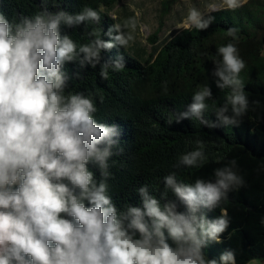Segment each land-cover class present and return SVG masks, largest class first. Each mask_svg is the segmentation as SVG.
Listing matches in <instances>:
<instances>
[{
	"label": "clouds",
	"instance_id": "clouds-1",
	"mask_svg": "<svg viewBox=\"0 0 264 264\" xmlns=\"http://www.w3.org/2000/svg\"><path fill=\"white\" fill-rule=\"evenodd\" d=\"M246 3L222 0L204 11L191 7L176 28L207 29L214 17L206 18L205 11H235ZM102 12L103 6H85L76 14L45 8L12 21L0 12V264H236L234 250H224L218 260L206 258L203 251L210 242L220 243L230 227L221 202L246 184L236 159L216 168L214 180L184 183L173 171L163 177L159 199L145 184L137 189L140 206L120 211L113 204L109 161L122 151H113L119 147L118 126L97 122L91 96L65 91L69 77L63 68L67 62L95 68L102 50L131 47L141 13L110 26L107 41L92 31L87 35L95 39L78 44L60 31L61 24H98ZM107 14L120 19L116 12ZM239 31L232 27L226 35L238 41ZM216 56L212 76L217 88L228 90L223 105L214 110L219 122L204 118L212 100L211 88L204 84L193 93L187 110L167 123L198 120L210 129L239 125L249 108L240 75L246 62L233 42L219 46ZM124 68L119 56L104 63L99 75L107 80L109 69ZM193 143L195 149L181 154L175 168L207 163L205 142ZM90 163L99 168L98 183ZM169 193L174 200L168 199ZM179 205L185 210L179 211ZM216 208L220 216L208 219L205 210ZM248 264L259 261L253 258Z\"/></svg>",
	"mask_w": 264,
	"mask_h": 264
},
{
	"label": "trees",
	"instance_id": "trees-1",
	"mask_svg": "<svg viewBox=\"0 0 264 264\" xmlns=\"http://www.w3.org/2000/svg\"><path fill=\"white\" fill-rule=\"evenodd\" d=\"M123 1L130 0H47V3L0 0V12L12 21L21 16L30 17L45 8L52 13L63 10L76 14L85 6L97 10L103 6L98 24L73 28L61 24V35L68 34L80 44L95 39L87 35L92 31L99 32L102 40H109L106 33L115 21L107 13ZM157 1L169 13L176 0ZM208 15L214 20L207 29L180 30L157 52L141 56L145 60L117 46L102 50L95 68L67 62L63 68L69 77L65 91L91 96L98 109L97 122L118 126L119 136L115 138L119 140V147L113 151H122L109 161L112 175L108 194L120 211L129 205H141L137 189L145 184L150 194L159 199L164 189L163 177L173 171L177 173V180L184 183H194L197 178L214 180L216 168L236 159L238 173L246 184L230 192L228 199L221 202L220 208L227 210L230 227L221 235L220 243L210 242L203 251L208 259L218 260L224 250L231 249L236 253V264H248L253 258L264 262V0H248L238 10L210 12L205 17ZM232 27L240 29L238 41L226 35ZM159 30L151 37V45L156 43ZM229 42L236 44L246 62L240 75L249 108L239 125L210 129L198 120L167 123L169 118L175 119L176 114L187 110L193 93L204 84L212 91L204 118L219 122L214 110L223 105L228 90L216 87L213 61L218 59L217 48ZM119 56H123L125 68L119 72L109 69L108 79L101 78V66ZM196 139L205 142L207 163L199 168H175L181 154L195 149ZM88 167L98 183L101 179L98 166L90 163ZM168 199L175 197L169 193ZM220 208L205 210L207 218L219 217ZM178 210L184 211V206L179 205ZM136 236L139 238V233ZM167 242L173 243L170 238Z\"/></svg>",
	"mask_w": 264,
	"mask_h": 264
},
{
	"label": "rangeland",
	"instance_id": "rangeland-1",
	"mask_svg": "<svg viewBox=\"0 0 264 264\" xmlns=\"http://www.w3.org/2000/svg\"><path fill=\"white\" fill-rule=\"evenodd\" d=\"M215 3L220 5L222 0H176L171 4V11L165 13V5L160 1L154 0H130L123 1L117 5L112 12H116L120 20L135 15V11H140L139 24L135 33V43L128 48L130 52L140 55L139 59L145 60L144 57L150 53L157 52L162 44L177 32L183 29L176 28L187 16L191 7H196L204 11L206 6ZM131 4L133 8H129ZM209 12L205 11L204 15ZM159 30L156 43L151 45V37ZM261 263V262H260Z\"/></svg>",
	"mask_w": 264,
	"mask_h": 264
},
{
	"label": "crops",
	"instance_id": "crops-1",
	"mask_svg": "<svg viewBox=\"0 0 264 264\" xmlns=\"http://www.w3.org/2000/svg\"><path fill=\"white\" fill-rule=\"evenodd\" d=\"M248 1V0H247ZM261 262V263H260ZM259 264H264V262L260 261Z\"/></svg>",
	"mask_w": 264,
	"mask_h": 264
}]
</instances>
